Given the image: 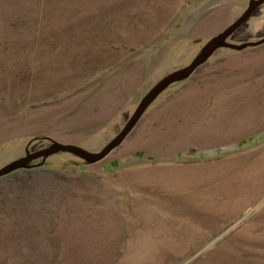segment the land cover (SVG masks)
Returning <instances> with one entry per match:
<instances>
[{
  "label": "rangeland",
  "instance_id": "374dc122",
  "mask_svg": "<svg viewBox=\"0 0 264 264\" xmlns=\"http://www.w3.org/2000/svg\"><path fill=\"white\" fill-rule=\"evenodd\" d=\"M254 1L0 0V170L55 144L103 151ZM263 39L264 3L227 43ZM258 46L170 84L104 160L0 178V264H264V130L239 142L236 117L211 115L264 107L242 70Z\"/></svg>",
  "mask_w": 264,
  "mask_h": 264
},
{
  "label": "water",
  "instance_id": "95a60500",
  "mask_svg": "<svg viewBox=\"0 0 264 264\" xmlns=\"http://www.w3.org/2000/svg\"><path fill=\"white\" fill-rule=\"evenodd\" d=\"M264 3V0L254 1L249 10L233 25L229 26L222 33L214 37L204 48L203 52L190 64L189 66L173 72L164 79H162L143 99L139 108L137 109L134 116L129 120L128 124L124 130L119 134V136L113 140L103 151L94 153L90 152L84 148L75 145H64L55 144L54 146L36 151L29 154L27 157L19 159L8 166L0 170V178L13 173L22 168H27L29 164L39 158H48L52 155L58 154L60 152H67L72 154H78L89 163L94 164L104 160L108 157L117 147H119L128 135L133 131L137 123L140 121L141 117L148 109V107L156 100V98L172 83L177 81H182L188 79L198 67L204 64L210 59V57L220 48L229 47L236 50H244L248 47L258 46L264 43V39L260 42L246 43L241 46H234L227 43V40L239 30L259 9V7Z\"/></svg>",
  "mask_w": 264,
  "mask_h": 264
},
{
  "label": "crops",
  "instance_id": "0c3cea01",
  "mask_svg": "<svg viewBox=\"0 0 264 264\" xmlns=\"http://www.w3.org/2000/svg\"><path fill=\"white\" fill-rule=\"evenodd\" d=\"M255 49H258L257 52H259L258 62L256 63V61L251 60V61H248V62L242 64L243 78L244 79L247 78L248 72H246V71H249L250 68H251V70L249 72L251 73V75L249 77L255 76V74H256L255 73V67L258 68V74L256 75L257 78L259 79L257 81L258 87L254 88L252 90L254 92H258L256 90H259V92H258L259 96H262V95H264V44L256 47ZM244 72H246V73H244ZM226 77H228V76H226ZM222 78L225 79V76H223ZM234 81L239 83L240 79H235ZM234 81L229 80L227 82L228 87L224 86V89L222 91H234L235 89H233V87H231L235 83ZM229 84H230V86H229ZM248 89H250V88L241 87L238 90L244 92V91H247ZM254 97H257V96H254ZM262 103H264V102H262ZM257 112H259V113L255 117L251 116L250 112H239L237 115L235 114L236 112H211V115H218L219 118H221V120H225V119L228 120L232 117H236L238 124L242 125L243 128L241 130L242 133H240L238 138H235V139L240 140L239 142H242L243 140H247V139H250L251 137H253L252 135H250V134H252V132H259V131L264 130V107H260L257 110ZM252 129H254V130H252ZM215 142L217 144L215 146H210L211 149H214L217 146L221 145V143H218L217 141H215ZM205 145H207V144H205Z\"/></svg>",
  "mask_w": 264,
  "mask_h": 264
},
{
  "label": "trees",
  "instance_id": "16d2710c",
  "mask_svg": "<svg viewBox=\"0 0 264 264\" xmlns=\"http://www.w3.org/2000/svg\"><path fill=\"white\" fill-rule=\"evenodd\" d=\"M243 141H245V140H243Z\"/></svg>",
  "mask_w": 264,
  "mask_h": 264
},
{
  "label": "flooded vegetation",
  "instance_id": "af4514ba",
  "mask_svg": "<svg viewBox=\"0 0 264 264\" xmlns=\"http://www.w3.org/2000/svg\"><path fill=\"white\" fill-rule=\"evenodd\" d=\"M46 159V158H45Z\"/></svg>",
  "mask_w": 264,
  "mask_h": 264
}]
</instances>
